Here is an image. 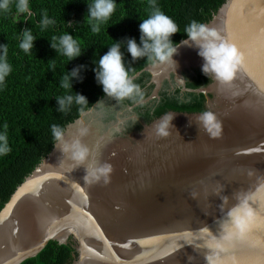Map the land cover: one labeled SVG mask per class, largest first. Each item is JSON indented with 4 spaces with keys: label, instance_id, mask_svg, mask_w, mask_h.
<instances>
[{
    "label": "water",
    "instance_id": "water-1",
    "mask_svg": "<svg viewBox=\"0 0 264 264\" xmlns=\"http://www.w3.org/2000/svg\"><path fill=\"white\" fill-rule=\"evenodd\" d=\"M205 25L222 30L244 55L231 83L208 74L209 85L186 88L184 75L204 63L191 41L183 43L187 38L177 45L174 65H149L133 79L148 72L154 85L139 104L159 100L164 83L182 81L184 92L203 94L219 135L206 131L200 114L168 112L167 135L157 133L164 115L151 123L138 119L140 128L123 140L85 120L100 100L63 136L89 148L86 161L77 164L56 142L0 211V264H22L50 242L71 244L73 264H264V0H226ZM77 126L87 133L71 135ZM113 148L114 157L129 153L124 171L116 166L123 163L107 159ZM92 161L111 165L107 183L85 181ZM245 198L257 218L248 239L214 253L208 245Z\"/></svg>",
    "mask_w": 264,
    "mask_h": 264
},
{
    "label": "trees",
    "instance_id": "trees-1",
    "mask_svg": "<svg viewBox=\"0 0 264 264\" xmlns=\"http://www.w3.org/2000/svg\"><path fill=\"white\" fill-rule=\"evenodd\" d=\"M87 2L90 0H29L31 14L25 17L15 11L14 0L7 13L0 14V45L7 44V61L11 66L10 74L0 86V131L6 123L10 152L0 156V211L10 200L16 189L34 171V169L53 150L56 142L51 135V125L64 129L80 117L82 112L92 108L106 96L101 85L96 82L93 69L94 60L108 51L112 43H121V52L125 67L135 76L149 64L145 58L133 61L126 51V41L134 38L139 44L140 20L149 14L148 0H116V9L98 34H92L84 22L87 14ZM226 0H156L160 10L177 25L178 32L171 40L178 45L187 36L183 32L190 21L206 24L217 13ZM54 20V25L41 31L39 22L42 11ZM31 29L36 39L30 54L19 49L20 33ZM67 31L77 39L82 48L79 57L67 61L51 48L53 35L59 36ZM54 60L56 67L49 68ZM78 69L77 76L71 78L72 90L59 88L60 78L65 72ZM186 88L198 90L210 84L209 76L201 71L185 76ZM143 93L142 98L117 102L110 99V106L133 107V111L145 122L151 123L168 112L201 114L205 109V96L195 92L182 93L180 88L170 91L165 84L159 100L139 104L153 93L151 75L143 72L134 80ZM66 91L83 95L88 103L84 106L73 104L69 110L61 113L57 96ZM139 104V105H137ZM111 110V109H110ZM136 128H140L137 123ZM77 253L71 244L60 245L50 242L38 256L22 264H73Z\"/></svg>",
    "mask_w": 264,
    "mask_h": 264
},
{
    "label": "clouds",
    "instance_id": "clouds-1",
    "mask_svg": "<svg viewBox=\"0 0 264 264\" xmlns=\"http://www.w3.org/2000/svg\"><path fill=\"white\" fill-rule=\"evenodd\" d=\"M13 0H0V14L7 13L12 7ZM116 0H90L87 2V14L84 22L90 27L92 34H98L101 26L106 24L116 9ZM15 11L29 17L31 5L29 0H14ZM149 14L147 18L140 20L139 44L134 38L126 41V51L131 55L133 61L139 58H145L146 62L153 68L166 65H174L172 59L176 53L177 45L171 40L173 34L178 32L176 23L165 15L156 4V0H148ZM54 20L48 17L47 11L43 10L39 22L41 31L47 26L54 25ZM183 32L187 36L184 44L192 42L198 49V55L204 60L201 71L205 75L211 74L220 84H229L233 81L238 70L243 66L244 55L231 42L222 30L210 28L207 25L192 20L185 26ZM36 37L31 29H25L20 33V42L18 47L25 54H30L33 48V41ZM50 46L57 55L65 57L71 61L79 57L82 53L80 42L67 31L61 35L51 37ZM121 43L114 42L108 46V51L94 60L96 67L93 69L96 82L101 85L103 93L117 102L127 100H136L142 98L140 86L134 82L130 75L131 69L125 67L123 53L121 52ZM8 46L0 45V86L4 84L5 78L11 72V66L7 61ZM56 67L55 61H49V68ZM78 69L65 72L60 78L59 88L72 90L71 78L77 76ZM156 75V73H153ZM73 91V90H72ZM59 111L66 112L75 104L84 106L88 103L87 99L79 94L74 95L66 91L64 95L57 96ZM99 102H97L98 104ZM170 115H166L157 127V133L161 136L167 135V128L171 120ZM200 121L206 131L212 136H218L220 133V123L215 115L210 111H204L200 114ZM0 131V156L7 155L10 152L7 128L5 123ZM87 128L79 129L81 136L87 133ZM51 135L55 142L61 144V150L70 152L71 158L77 164H82L89 157V148L81 144L79 139L70 144L64 141V129L60 126L51 125ZM111 165L105 163L97 166L95 161L88 165V174L84 177L88 183L98 181L101 177L105 183L108 182ZM256 216L253 210L248 206L247 198L242 199L228 213V220L222 225V234L219 239L212 240L208 246L214 253L227 252L235 244L245 242L256 223Z\"/></svg>",
    "mask_w": 264,
    "mask_h": 264
},
{
    "label": "rangeland",
    "instance_id": "rangeland-1",
    "mask_svg": "<svg viewBox=\"0 0 264 264\" xmlns=\"http://www.w3.org/2000/svg\"><path fill=\"white\" fill-rule=\"evenodd\" d=\"M170 80H175L174 76H172ZM165 84L168 83H164V85ZM170 87V91L180 88L182 93H186L183 90L182 81H178V84L176 83V85L171 83ZM207 88L204 89L206 90ZM208 98L212 100L211 95L209 94ZM110 99L113 100L114 98L110 97L103 99L95 108V110L91 114H88L89 116L85 120H87L89 124H93L97 129L100 130V132L104 131V133H110V135L113 137L127 140L128 136L138 129L136 128V124L138 123V119L140 120L141 118L136 114V112L133 111V109H128V107H120V104L110 106ZM118 145L121 146L122 144L119 143Z\"/></svg>",
    "mask_w": 264,
    "mask_h": 264
},
{
    "label": "bare ground",
    "instance_id": "bare-ground-1",
    "mask_svg": "<svg viewBox=\"0 0 264 264\" xmlns=\"http://www.w3.org/2000/svg\"><path fill=\"white\" fill-rule=\"evenodd\" d=\"M178 66H180V65H178ZM177 67V66H176ZM176 67H172L171 69H174V70H176L177 68ZM164 68H157V72H160V71H162ZM79 126H77L76 128H74L71 132V135H73V133H76V132H78V130H79ZM116 148V147H115ZM115 148H113V149H110L109 150V156H107V159L108 160H110V161H112V162H114V163H117V164H119V162H121V163H123L122 164V167L121 166H119V165H116L117 166V169L119 170V171H124V169L126 168V164L129 162V159L128 160H125V156H127L129 153H125V152H127V151H120V153L116 156V157H114V156H112L111 154L112 153H114L113 151H115ZM116 166H115V168H116ZM119 166V167H118ZM113 169V168H112ZM115 171V169L113 170V172Z\"/></svg>",
    "mask_w": 264,
    "mask_h": 264
},
{
    "label": "flooded vegetation",
    "instance_id": "flooded-vegetation-1",
    "mask_svg": "<svg viewBox=\"0 0 264 264\" xmlns=\"http://www.w3.org/2000/svg\"><path fill=\"white\" fill-rule=\"evenodd\" d=\"M173 84L176 85V82H173ZM170 86H171V84H170ZM176 87H177V86H176ZM174 88H175V86H174Z\"/></svg>",
    "mask_w": 264,
    "mask_h": 264
}]
</instances>
